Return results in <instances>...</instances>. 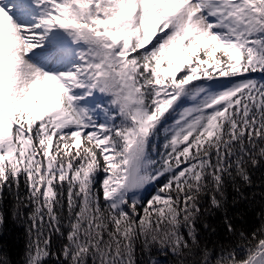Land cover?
Wrapping results in <instances>:
<instances>
[{"label":"trees","instance_id":"16d2710c","mask_svg":"<svg viewBox=\"0 0 264 264\" xmlns=\"http://www.w3.org/2000/svg\"><path fill=\"white\" fill-rule=\"evenodd\" d=\"M237 12L247 21L238 58L221 48L199 50L188 67H169L164 83L181 93L192 82L189 70L198 79L264 74V2L240 1ZM81 15L76 10L71 20L80 24ZM98 33L83 26V41L103 55L88 69L105 79L96 102L110 107L104 135L114 160L135 128L133 99L117 86L133 83L139 95L143 80L160 70L131 67ZM261 83L258 91L232 92L193 135L170 141L161 123L167 109L149 119L147 175L168 167L175 174L163 172L139 201L119 205L107 199L106 159L95 142L60 134L47 115L0 119V264H264Z\"/></svg>","mask_w":264,"mask_h":264},{"label":"rangeland","instance_id":"374dc122","mask_svg":"<svg viewBox=\"0 0 264 264\" xmlns=\"http://www.w3.org/2000/svg\"><path fill=\"white\" fill-rule=\"evenodd\" d=\"M237 7V0H2L0 119L53 114L50 122L60 131L87 137L102 149L108 176L107 199L112 204L119 205L127 197L131 201L140 200L153 179L165 171L169 175L176 171L168 167L153 176L147 175L145 166L151 161L144 145L149 121L160 110L167 109L168 115L161 123L170 141H174L201 131L220 95H228L238 85L252 86L236 76L233 80L221 76L209 78V85L205 77L198 79V72L189 70L184 76L192 82L177 96L174 87L167 88L170 85L163 80L171 70L193 63L199 50L221 48L238 58L246 21L239 16ZM76 10L82 13L78 26L70 20ZM85 25L105 37L118 54L128 55L131 67L160 70L143 80L139 95L130 90L135 88L133 83L117 86L133 99L135 128L124 135L125 147L114 160L109 157L112 144L103 130L108 124L107 116L98 115L99 108L94 106L87 85L74 88L76 85L69 83V78L75 82L78 68L84 66L77 60L83 61L86 56L102 63L100 50L97 53L94 48H86L82 52L80 34ZM60 70L65 73L63 76ZM87 76L93 80L88 84L90 88L102 82L98 77ZM254 86L262 88L259 83ZM132 156L139 158L138 183L134 191L127 192L124 182Z\"/></svg>","mask_w":264,"mask_h":264},{"label":"water","instance_id":"95a60500","mask_svg":"<svg viewBox=\"0 0 264 264\" xmlns=\"http://www.w3.org/2000/svg\"><path fill=\"white\" fill-rule=\"evenodd\" d=\"M137 157H133L128 166L125 187L128 191L134 190L137 182Z\"/></svg>","mask_w":264,"mask_h":264}]
</instances>
